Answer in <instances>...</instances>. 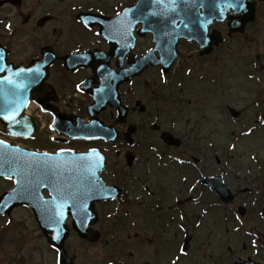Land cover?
<instances>
[{"label": "flooded vegetation", "instance_id": "obj_1", "mask_svg": "<svg viewBox=\"0 0 264 264\" xmlns=\"http://www.w3.org/2000/svg\"><path fill=\"white\" fill-rule=\"evenodd\" d=\"M137 2L0 0V44L9 63L41 64L44 80L27 109L36 104L75 135L94 122L102 129L87 142L49 139L38 130L15 142L47 154L98 149L107 159L104 182L121 189L120 198L95 205L91 227L100 232L99 242L71 230L66 242L78 243L67 250L75 264H172L177 257L176 264H264V0H244L242 10H227L226 0H193L184 16L199 41L180 40L167 75L149 65L122 77L155 48L153 35L141 22L132 29L133 43L114 37L110 28L103 37L93 17L114 18ZM224 18L235 19V47L225 44ZM225 47L232 50L235 73L249 67L247 80L256 84L249 107L234 112L235 142L262 133L250 155L235 156V172L228 170L231 157L207 153L209 144L218 147L224 113L214 86L199 84H220ZM165 132L173 138L169 144ZM149 159L171 169L150 168ZM216 178L230 188L232 200L219 194ZM66 223L71 227L72 219Z\"/></svg>", "mask_w": 264, "mask_h": 264}, {"label": "snow or ice", "instance_id": "obj_2", "mask_svg": "<svg viewBox=\"0 0 264 264\" xmlns=\"http://www.w3.org/2000/svg\"><path fill=\"white\" fill-rule=\"evenodd\" d=\"M188 5L193 3V0H139L137 8H130L124 13V16L117 20V22L110 27V33L115 37L119 36L122 41L134 39L132 37V29L135 24L147 22L151 17H158L162 20H167L171 14L177 13V9L181 4ZM227 10H242L244 0H226ZM151 8V11L144 9ZM225 9H221V15ZM119 15V14H118ZM178 15V13H177ZM175 18L171 19V24L174 25L170 31H164L165 36H173L178 34L177 30L180 24ZM210 23V21H209ZM187 28L188 25L184 24ZM128 44L125 43V47ZM79 51V50H78ZM167 54H171L170 49H164ZM4 66L0 65V72H5ZM14 75L21 78V82L17 83L10 77L0 78V85H10V88L0 89V92L7 98L8 102L3 106V119L16 122V116L20 108L25 105L26 91L30 84L37 83L42 76L38 68H20ZM110 75H112L110 73ZM15 134V133H14ZM0 145H4L0 141ZM29 159L21 161L18 157L13 155V150L5 146L0 149V175H7L8 179L16 177V184L18 185L15 192L10 196L12 201L36 199L38 202L40 198L37 196V190L42 186H49L55 196L50 201H42L40 207L42 210V220L46 221L49 226L55 224L57 229L64 219V210L69 205L76 210L77 214L86 208V203L93 195L102 191L111 192L106 186L99 184L96 179V170L100 167L99 161H92L88 156L74 157L71 162L61 161L57 156H51L47 153H29ZM59 155V154H57ZM92 155H96L95 150H92ZM7 169V172L4 169ZM10 205L8 202L0 205V209H7ZM183 219V217H181ZM11 224V221H8ZM81 224L87 223V214L80 219ZM183 227V225H180ZM59 233L57 232V238ZM182 254H187L185 249L179 250ZM176 259H179L177 257ZM176 259L172 264H176Z\"/></svg>", "mask_w": 264, "mask_h": 264}, {"label": "rangeland", "instance_id": "obj_3", "mask_svg": "<svg viewBox=\"0 0 264 264\" xmlns=\"http://www.w3.org/2000/svg\"><path fill=\"white\" fill-rule=\"evenodd\" d=\"M229 46L235 47V40H231L228 43ZM225 47V66L222 73V79L218 86V107L221 112L224 113L222 124L219 126L218 134H220L218 140V154L231 155V157L250 155L255 149L256 142H250L247 140H240L235 143V119L229 114V108H235L241 110L244 107L248 108V102L250 101V93H253V89L256 88V84L247 80V73L250 71L249 67H241L238 72L235 73V60L231 56V53H226ZM228 61V62H226ZM193 88L195 84L191 82L188 87ZM204 86V84H203ZM196 107V106H195ZM253 118L251 113L247 114L246 120ZM241 125V124H240ZM249 136V135H248ZM262 136V133H258L255 139ZM247 138V136H246ZM207 153L213 154L214 149H211L210 144L206 147ZM228 151V153H227ZM151 154V152H149ZM150 168H158V171H167L171 169L169 165L158 164L155 161L154 165L151 164L152 160H149ZM230 171H235V163L230 164ZM142 170H139L141 172ZM174 178V182H175ZM7 184L3 186L5 188ZM1 188V190L3 189ZM13 222L11 226L4 230L2 236H0V264H13L15 259H21V264H56V256L48 243L41 238L37 232L36 227L30 222V216L23 211H18L14 214ZM4 219L0 220V231L6 227ZM77 245V241L71 240L69 246Z\"/></svg>", "mask_w": 264, "mask_h": 264}, {"label": "water", "instance_id": "obj_4", "mask_svg": "<svg viewBox=\"0 0 264 264\" xmlns=\"http://www.w3.org/2000/svg\"><path fill=\"white\" fill-rule=\"evenodd\" d=\"M233 28L235 29V22H233ZM233 30V29H232ZM163 52L164 53H166L164 50H163ZM167 54V53H166ZM167 56L169 57L170 55L169 54H167ZM0 65H4V63L2 62V63H0ZM13 80H14V78H13ZM16 81V80H15ZM17 82V81H16ZM18 83V82H17ZM11 86L10 85H0V89H6V88H10ZM26 94H29V90L28 91H26ZM10 99V97H5L4 95H3V93L2 92H0V119L2 120V122L5 124V125H8L9 124V122L10 121H8V120H4L3 119V111H2V108H3V106L8 102V100ZM26 101H27V98H26ZM22 108V107H21ZM20 115H21V111H19V113L17 114V116H16V119L17 118H19L20 117ZM83 133L84 134H87L88 133V130H86V129H83ZM4 147L2 146V145H0V149H3ZM92 155H90V156H88V157H91ZM4 171L5 172H7V169L5 168L4 169ZM100 171V169H98L97 168V170H96V179L98 180V172ZM2 177H5V178H7V175H0V178H2ZM17 187H18V185L16 186V189H17ZM15 189V190H16ZM15 190H13V191H11V192H9V193H7V194H5L2 198H1V201H0V203H1V205L2 204H4L5 202H8V204L9 205H12L11 207L13 208L14 206H16V205H18V204H24L26 201L25 200H15V201H12L11 199H10V196H11V194L13 193V192H15ZM108 195H107V192H104V191H102V192H100V193H98V194H96V200H99V199H101V198H104V197H107ZM10 208V207H9ZM11 209V208H10ZM9 209V210H10ZM8 210V211H9ZM6 211V210H5ZM44 229L45 230H47V231H50V230H54L55 228H46V227H44ZM51 242H52V244L54 245V246H56V247H58V246H60L61 244L60 243H55L56 242V240L53 238H51Z\"/></svg>", "mask_w": 264, "mask_h": 264}]
</instances>
